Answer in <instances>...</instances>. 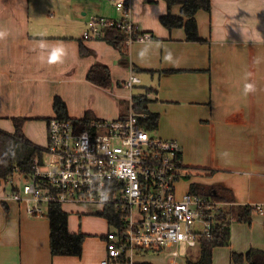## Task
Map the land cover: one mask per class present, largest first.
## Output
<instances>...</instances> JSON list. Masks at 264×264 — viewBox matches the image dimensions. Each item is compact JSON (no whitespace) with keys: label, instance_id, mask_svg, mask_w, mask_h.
Masks as SVG:
<instances>
[{"label":"crops","instance_id":"crops-1","mask_svg":"<svg viewBox=\"0 0 264 264\" xmlns=\"http://www.w3.org/2000/svg\"><path fill=\"white\" fill-rule=\"evenodd\" d=\"M131 3L132 19L154 39L133 45L125 58L103 39L83 40L90 18H121L111 0H0V31L6 33L0 39V129L14 134L12 119L28 118L23 132L30 141V124L44 119L48 130L54 110L44 106H53L56 96L72 119L92 111L114 121L128 114L134 97L146 94L149 110L160 116L158 134L180 144L186 167L215 171L196 182L229 189L237 204L262 209L252 225L232 223L229 264L234 252L264 251V0H211V10L195 17L204 42H190L184 28L162 24L170 11L181 16L180 5L170 10L164 0ZM80 42L96 55L81 57ZM96 62L111 69L112 88L123 94L111 96L87 80ZM131 74L141 84L119 86ZM249 83L255 90L245 94ZM8 88L21 96L4 94ZM179 184V195L191 185L180 192ZM6 186L0 180V264H103L105 236L96 248L86 238L78 256H53L49 220L29 214L26 202L7 200ZM150 254H138L134 262L153 264L145 259Z\"/></svg>","mask_w":264,"mask_h":264},{"label":"built area","instance_id":"built-area-1","mask_svg":"<svg viewBox=\"0 0 264 264\" xmlns=\"http://www.w3.org/2000/svg\"><path fill=\"white\" fill-rule=\"evenodd\" d=\"M111 1L121 18H90L84 41L101 40L110 29L126 35L128 50L153 40L132 19L131 0ZM137 84L141 79L131 74L124 87L132 90ZM138 116L131 107L127 120H97L84 130L52 117L47 146L35 145L39 153L32 171L17 168L6 181L12 189L7 200L26 202L32 216L41 215L43 204L100 206L110 226L104 264H136L138 254L167 248L174 257L170 264H179L182 244L193 249L212 237L224 204L189 190L178 194V184L187 177L180 144L146 130Z\"/></svg>","mask_w":264,"mask_h":264},{"label":"trees","instance_id":"trees-1","mask_svg":"<svg viewBox=\"0 0 264 264\" xmlns=\"http://www.w3.org/2000/svg\"><path fill=\"white\" fill-rule=\"evenodd\" d=\"M169 9L173 6H181V16L172 15L171 11L161 18L162 24L172 30L184 28L187 40L190 42H204L198 33L196 14L201 11L211 10V0H164ZM154 39V38H153ZM108 44L117 49L125 58L129 50L125 46L126 35L117 29H110L103 38ZM80 56L88 57L96 55L83 42H80ZM87 80L103 89H110L113 86L111 69L96 62L87 74ZM124 83L120 82L119 86ZM152 100L147 95L137 96L132 99V109L139 115V123L148 131L157 132L160 116L149 110V103ZM53 110L60 119L70 120L80 130L87 129L91 122L97 121L92 111H87L82 119H72L68 114V108L64 100L57 96L54 98ZM146 116L142 117L141 115ZM51 119V118H50ZM49 119V120H50ZM120 119L127 120L128 114H122ZM16 131L10 134L0 130V180L7 181L15 176L16 169L28 174L32 171L35 157L39 150L24 135L23 126L28 118H13ZM187 178L192 172L211 177L214 170L192 169L186 167ZM189 191L194 194L210 197L222 204L221 211L216 216V225L211 238H204L199 245V259L188 260L187 264H213V253L217 247L230 246L232 223H247L252 225L254 214L259 213L257 207L237 204L231 190L217 185L203 183H192ZM111 216V215H110ZM47 218L50 222V250L53 256H78L81 254L86 239L84 234H74L69 230L68 214L58 204H50ZM161 253V251H159ZM148 252L145 254L147 255ZM231 264H264V251L251 248L246 253H232Z\"/></svg>","mask_w":264,"mask_h":264},{"label":"rangeland","instance_id":"rangeland-1","mask_svg":"<svg viewBox=\"0 0 264 264\" xmlns=\"http://www.w3.org/2000/svg\"><path fill=\"white\" fill-rule=\"evenodd\" d=\"M54 14V13H53ZM82 33V31H81ZM80 35V34H79ZM99 87V86H97ZM113 87V86H112ZM100 89H102L100 87ZM110 90L108 93L109 95H114V92L118 94H123L124 92L113 90V88L108 89ZM14 94V96L20 97V92H17L13 88H8L4 94ZM57 97V96H56ZM117 99V98H115ZM45 108L49 107V109L53 110V106H49L48 104H45ZM127 109H125V113L127 112ZM54 112V111H53ZM130 112V108L128 110V113ZM56 114L49 116L50 118L55 117ZM43 121H37V123L30 124V141L37 146L40 147H46L47 141H48V130H47V123L44 119ZM111 121V120H109ZM4 127L8 128V124L3 125ZM27 126V125H26ZM2 128V127H1ZM4 132L10 133L4 129H0ZM157 135L161 137V134ZM205 179L204 181H207L208 177L205 175H201L195 172H192L190 178L185 177L179 184V191H185L187 189L188 183H195L199 179ZM7 191L9 190V194H11V188L9 186H6ZM35 206V205H34ZM42 212L40 216H44V218H47L48 211H49V205L43 204L41 206ZM65 213L69 216V223H70V230L74 234H84L86 235V245H90L92 248L100 247V238L103 236H107L108 231L110 230L109 224L107 220L102 217L101 215V207L95 206V205H65L63 207ZM48 219V218H47ZM49 220V219H48ZM50 223V222H49ZM199 246L197 248L189 249L186 245L180 246V258H176L177 262L179 264H187L188 260L196 261L199 259ZM164 253H158V254H150L148 256H145L146 260H148L150 263L153 264H170V260L174 257L171 256L170 252L171 249L167 248L163 250ZM228 253H227V252ZM231 251L230 246H224L219 247L218 254H217V261L213 264H229V252ZM107 256V254H106ZM106 258V257H105ZM105 260V259H104ZM103 260V261H104ZM104 264V263H103Z\"/></svg>","mask_w":264,"mask_h":264},{"label":"clouds","instance_id":"clouds-1","mask_svg":"<svg viewBox=\"0 0 264 264\" xmlns=\"http://www.w3.org/2000/svg\"><path fill=\"white\" fill-rule=\"evenodd\" d=\"M6 36V33L3 31H0V39H3ZM254 89V85L253 84H246L244 87V92L245 94L249 93V92H253Z\"/></svg>","mask_w":264,"mask_h":264},{"label":"bare ground","instance_id":"bare-ground-1","mask_svg":"<svg viewBox=\"0 0 264 264\" xmlns=\"http://www.w3.org/2000/svg\"><path fill=\"white\" fill-rule=\"evenodd\" d=\"M125 84V83H124Z\"/></svg>","mask_w":264,"mask_h":264}]
</instances>
